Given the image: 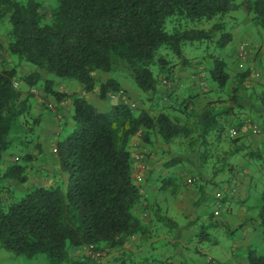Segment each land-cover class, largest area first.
<instances>
[{
    "label": "trees",
    "instance_id": "trees-1",
    "mask_svg": "<svg viewBox=\"0 0 264 264\" xmlns=\"http://www.w3.org/2000/svg\"><path fill=\"white\" fill-rule=\"evenodd\" d=\"M48 1L55 4L50 10L45 9L44 0H0V25L9 22L12 27L7 49L19 63L0 71V165L14 145L22 146L23 151L18 163L0 169V243L17 256L45 254L49 264H105L104 257L123 250L133 237L144 234L143 221L134 214L143 194L135 180L138 167L129 149L131 138L142 130L156 131L165 144L171 145L193 131L165 114L152 117L141 111L137 115L123 100L110 112H100L85 94L97 88L102 100L110 93L126 94L116 78L121 75L132 79L142 93L155 95L159 87L156 69L172 78L167 69L171 66L169 52L185 68L193 66L183 52L187 42H215L220 50L233 42L224 23L204 30L189 29L183 22H211L242 8L264 38V0H241L239 4L238 0ZM168 25H173L171 31ZM25 66L33 72L22 75L20 68ZM228 69L224 59H213L210 74L221 90L231 80ZM98 71L112 78L98 82L94 77ZM248 75H240L233 89L232 101L241 109H247L239 91ZM61 80L78 82L83 93L60 92L56 83ZM169 80L171 86H165L164 80L161 86L176 89V81ZM18 83L27 87L26 93L17 88ZM39 88L57 102L72 100L75 127L58 144V157L68 182L65 186H37L7 203L4 193L11 192L8 184H26L28 167L35 160L27 152L34 143L23 136L28 133L25 121L32 110L31 100ZM261 97L264 105V95ZM233 114L234 106L230 105L217 111L207 107L198 115L195 129L200 138L190 144V153L162 165L168 171L166 176H159L162 190L177 188L178 167L189 165L198 173L207 163L201 144H206L211 134L220 137ZM31 127L33 130L34 125ZM36 147L41 150V145ZM240 148L234 154L241 152ZM251 156L260 158L253 152ZM256 217L264 232V189ZM164 221L172 222L168 218ZM215 225L200 227L198 243L215 244L209 233ZM84 247H92L95 253L74 257L73 251ZM247 260L249 264H264V255L250 249ZM110 264L128 263L117 258Z\"/></svg>",
    "mask_w": 264,
    "mask_h": 264
},
{
    "label": "rangeland",
    "instance_id": "rangeland-1",
    "mask_svg": "<svg viewBox=\"0 0 264 264\" xmlns=\"http://www.w3.org/2000/svg\"><path fill=\"white\" fill-rule=\"evenodd\" d=\"M240 2L241 0H238V4ZM44 5L46 10H50L55 4L53 2L51 3L48 0H44ZM219 22L226 25V32L232 34L233 42L225 50H220L215 42H187L183 47V52L185 57L192 62L193 66L185 68L182 66L181 61L169 52L168 59L171 61V66L167 67V69L168 71H171L172 78H168L167 74L157 71V79L159 83L157 94H144L137 89L132 79L121 75L116 76V78L119 79L126 91V94H121V100H123L124 98L131 105H135V114L138 115L139 113H141V111L149 112L152 117H158L161 114H165L170 116L173 120L178 119L181 125L192 129L193 131V133L188 137L177 139L171 145L165 144L156 131L152 133L147 132L146 130H142L137 136H134V139L133 137L131 138L129 149L132 155L136 153H142L144 157L156 160V164L159 165L160 168L165 162L174 159L176 156L190 153V144L193 141L196 142L200 138L199 132L197 129H195V127L197 125V117L199 114H201L202 111H204L207 107L217 111L226 106H234L233 117L230 119L229 123L225 124L224 131L221 133L220 137L217 134H211L205 140L206 144H201V151L205 155L207 163L203 166L201 165L202 167L198 171V173L200 172V174L196 173L195 169L189 165H187L188 167L185 165L176 169L177 173L179 169L182 170V175H179V182L175 191L180 192L182 190L190 189L192 192L198 193L199 201L202 202L205 200V197H208L206 199V204L209 206L208 210L212 211L211 213L215 212V215H217L212 220V223L216 222L218 223V225H220V223L222 222L220 221L222 220L220 218L222 217V215H224V213H227V216L233 215L232 212H234V208L231 209V207H234V203L243 205L240 207L243 209V215H245L246 217L250 215L251 219H257L256 216L258 214L261 193L264 189V162H262L258 167L260 168V171L258 170V172L261 176L259 178H262V181L260 184L258 182L256 183V186L251 193L252 196H250L248 199L244 198L245 200H242V198L240 197L238 199L234 197L232 198V200L229 199L224 202V199H226L224 198V195L226 194H224L222 190H219V192L216 194V198L218 199V201H216L214 198L215 186H219V188L223 190H229L230 185L234 183L233 181L236 176H233L232 179L231 175L228 174V170L232 165H236L235 159H237L238 157H235V155L233 156V154L234 151L240 148L241 144L244 142L241 140L244 139V137L252 138L253 136L263 138L264 136L255 135L250 127H247V129L245 130L243 126L244 123H246V121L249 119L254 120L260 126H264V105L259 101L261 95H264V54L262 53L264 48V38L262 30L254 25L251 17L242 8L222 18H217L211 22L190 25H187L186 22H183V24L189 29L210 30L216 23ZM172 27L173 25H168V30L171 31ZM11 28L12 27L9 22H5L0 25V40L4 44L3 49L2 47L0 48V54L3 55L4 59L0 63V68H5L11 64V62L7 59L9 58L8 56H10L7 45L9 42V31L11 30ZM244 43L249 44V52L246 60H239L237 57L238 49L240 45ZM166 53L167 52H164V54ZM214 58L224 59L229 65L228 73L231 80L227 88H225L224 90H221L219 88L218 84L215 83L210 74V69L212 68ZM16 64L17 62L15 61L13 65ZM31 72H33L31 67L25 66L20 68V73L22 75H27ZM246 73H248L249 75L239 91V96L247 98H244L242 102V104H244L247 109H241L238 108L239 104L235 105L232 101V97L234 94L233 89L238 82L237 78L240 75ZM258 74H260L261 76L258 77ZM166 78L171 79L172 81H176V83H174L176 84V86L174 87L177 88L172 90H165L164 87L161 86V82ZM17 88L25 89L24 93L27 92V87L22 83H18ZM129 93H131V95H129ZM35 94L37 93L35 92ZM107 100H110L113 104L115 102L111 100L109 94ZM31 101L32 110L25 121V127L28 130V133L23 136V139H30L31 143H34L29 148H27V152L29 151L30 153V151H32L36 153L40 151V148L38 149L36 146L42 145L43 141L44 132L42 131L41 127V123L43 121L42 112H44V115H47L49 112L47 110H42V107H40L41 105L37 104L34 99H32ZM117 104L119 103H116L115 105ZM64 106L65 108H71L70 104L63 105V108ZM59 115L62 118L65 117V115H67L66 110L64 111V115L56 114V119L60 118H58ZM38 119L40 121L38 124H36V120ZM61 121L62 119H60L59 122H55L59 125ZM221 121L225 123L226 119L222 118ZM32 125H34L33 130H31ZM239 127V135L236 138L231 137L230 130L232 128ZM124 129H126V127ZM70 130L71 127L66 128V131ZM245 143V147L247 149L248 147H250V149L248 151H244V153H242L241 155L250 156L253 152L258 156L257 152L261 151L262 154L259 156L262 158V161L264 160V150H258L254 146V141L249 140ZM53 148V160H50L46 163L45 161H41L40 159L38 161H34L28 167L29 180L26 184H24V186H22V192L24 188L31 185L33 186V188H36L37 186H41V183L47 184L48 179H53L54 182L58 180L57 176L61 173L60 164L58 163L57 158L58 147L56 145H53ZM141 148H143L144 151ZM9 154L10 162L18 163L21 155H23L22 146L14 145ZM241 155H239V157H242ZM197 164L199 163L197 162ZM40 165L49 166L51 168L49 169V171H51L49 176H42L44 175V171H39ZM237 174V176H240L244 174V172H238ZM236 185L237 184H235V187ZM171 191L172 190L168 192ZM13 192L16 193V191ZM10 193L11 192L4 193V198L7 203H10L12 201L10 199L12 197V194ZM21 193L17 194L19 196L25 194ZM210 195L212 196L210 197ZM234 199L238 200V202H234ZM218 203L221 204V209H218ZM235 208H239V206H235ZM224 221L225 223L223 228L222 226H220V228L215 227L214 229H209V233L212 234V238L215 242L222 245L224 244L225 249L229 251L230 258L236 260L237 257L233 254V252L237 250L235 248L236 239L238 240V238L242 236L241 228L245 225V231L249 233H247L248 236L251 235L250 233L252 232L253 228H251L249 225L243 224L245 223L244 220L234 223L232 222V220H230V218H228ZM201 226L197 224V228H200ZM163 227L164 226H162V230H166V228L164 229ZM199 233L200 231L198 232V235ZM262 235L264 236V232ZM198 237L196 242H198ZM152 238L153 235H150L148 237L144 235L142 241L149 242L150 240H152ZM196 242L192 241L193 245ZM250 248L256 250L260 255H264V241L261 244L256 242L255 240V243ZM198 250L199 246L196 244L191 249L187 250L189 251V258H191V254L196 255ZM200 250L204 251L207 254H210V256L214 258H210L208 260L209 256L207 254L204 257L201 256L202 258L206 257L202 261H206L208 264H217L218 260L223 258L222 251L214 247V245H212L210 242L202 243L200 246ZM239 250L240 248L238 249V251ZM240 251L243 252L244 250L242 251L241 249ZM184 252L186 253V251ZM246 252L247 251H245V253ZM72 254L74 255V257L91 255L87 247L74 250ZM195 255L193 259L189 260L190 264H193V261H197L199 259V257ZM148 257L149 256L146 254L144 259H147ZM117 258L129 260V264H134V261L136 264V262L138 261V258L136 257L133 260L132 255L122 254V250H119V252L115 250L108 257L103 258V263L110 264L111 261H114ZM184 260L186 259L184 258ZM161 261L162 260H160V262ZM0 264H49V261L45 254H40L33 258H29L26 256H17L5 249L0 243Z\"/></svg>",
    "mask_w": 264,
    "mask_h": 264
},
{
    "label": "crops",
    "instance_id": "crops-1",
    "mask_svg": "<svg viewBox=\"0 0 264 264\" xmlns=\"http://www.w3.org/2000/svg\"><path fill=\"white\" fill-rule=\"evenodd\" d=\"M1 47L3 49L4 44L0 40V48ZM262 53L264 54V48ZM8 57L10 58V56ZM9 58L7 59L11 62L10 65H13L15 63V59ZM2 61H0V63ZM18 64L19 63H17V65ZM10 65H8L7 67H10ZM7 67L0 68V71L7 70ZM157 71L158 70L156 69V74ZM94 77L97 81L101 82H106L112 78L110 74L101 71L96 72L94 74ZM56 85L60 92L67 93L69 95L83 93V87L76 81H57ZM23 91H25V89H23ZM36 93L37 94L33 99L37 104L41 105L40 107H42V110H47L49 113L47 115H44V112H42L43 121L41 123V127L44 133L41 150L36 153L30 151V153L34 155V161H38L41 159V161H45L47 163L50 160H53V145H56L58 147V144L65 139V135L69 132L66 131V128L71 127L72 130L75 127V124L72 121L73 105L71 99L57 102L53 97L47 96L43 88H39L38 90H36ZM97 93L98 88L94 93L85 94V96L88 101L92 103V105L96 107L100 112H110L116 103L121 102V98H119L118 101H115L114 104L107 99V101H103L99 97V94L97 96ZM129 95H131V93H129ZM67 104H70L71 108H65V106L63 108V105ZM65 110L67 115H65V117L63 118L59 115L58 118H60L56 119V114L64 115ZM60 119H62V121L59 123V125L56 124L55 121L59 122ZM263 138L252 136V138L244 137V139L241 140L244 141L240 146L241 148L239 149L241 152L233 154V156L235 155V157H238L237 159H235L236 165H232L228 170V174L231 175L232 179L233 176H236V179L234 178V183L230 185L229 190H223L220 189L219 186H215L214 198L216 201H218V199L216 198V194L219 192V190H222L224 194H226L224 195V198H226L224 199V202L229 199L232 200V198L234 197L237 199L240 197L242 198V200H245L244 198L248 199L250 196H252L251 193L256 186V183L258 182L260 184L262 181V178H259L261 176L258 172V170L260 171V168L258 167L262 162H264V160L262 161L261 157L259 159H254L251 155L243 156L241 154L244 153V151H248L250 149V147H248V149L245 147V142L249 140L254 141V146L258 150H264ZM141 149L143 150V148ZM257 153L258 155L262 154L261 151H258ZM239 155H241L242 157H239ZM57 158L61 168V173L57 176V183L56 181L54 182L53 179H48L47 184L41 183V186H65L67 184L68 175L64 173L58 155ZM144 158L146 160V164L143 170V181L139 183V186L142 190L141 192L143 194V201L139 206L134 208V214L137 217L141 218V220L143 221L144 234H138L133 237L132 240L123 248L122 254L132 255L133 260L135 259V257L138 258L136 264H190L189 260L193 259L195 254H191L192 256L191 258H189L190 255L188 254L189 251L187 250L191 249L196 244L199 246V250L195 256L199 257V259L197 261H193L192 263L206 264V261H202L206 257H202H204L207 253L200 250L201 244H197L198 242H196V240L198 237V232L200 231V228H197V224L199 226H208L212 224V216H217L215 215V212L211 213L212 211L208 210L209 206L206 204V199L208 197H205V200L202 202L199 201L198 193H194L190 189L182 190L180 192L175 191L177 188H171L173 189L171 192L162 190V183L159 181V176H166L168 171L163 167L160 168L159 165L156 164V160H153L152 158ZM13 164L15 163L10 162V154L8 152L3 157V162L0 165V169L3 170L6 168V166H10ZM49 169H51L49 166L40 165L39 167V171H44V175L42 176L46 177L49 176L51 172L49 171ZM180 171L181 170L179 169V175H182ZM238 172H244V174L237 176ZM235 184H237L236 187ZM22 186H24V184H20L19 182H10L8 184V187L11 190L10 194H12L11 198L16 199L22 196H19L17 194L22 192ZM31 189H33L32 185L24 188L21 194H26L28 190ZM13 191H16V193H14ZM211 196L212 195H210V197ZM235 201L238 202V200L234 199V202ZM235 206H239V208H235ZM241 206L243 205L234 203V207H231V209L234 208V212H232L233 215L227 216V213H224V215H222V217L220 218L222 219L220 220L222 222L220 223V225L215 222L217 224L215 225V227L220 228V226H222L223 228L225 223L224 220H227L228 218H230V220H232V222L234 223L244 220L245 223L243 224L249 225L251 228H253L252 232L250 233L251 235H247L248 232L245 231L246 228L244 225L241 228L242 236H240V238H238V240L236 239L235 241V248L237 250L234 251L233 254L237 257L236 260L230 258L229 251L225 249L224 244L222 245L217 242H215V244L211 243L212 245H214V247L222 251L223 258L219 259L217 264H249L247 260V253L250 249H253L250 247L253 246L255 240L256 242L261 244L264 241V236L262 235L263 231L260 228L259 221L256 218L251 219L250 215L248 217L243 215V209L240 208ZM167 218L171 219L172 222L166 223L164 219ZM162 226H164L163 228H166V230H162ZM215 227H213L212 229H214ZM144 235H146L147 237L153 235V238L149 242L142 241ZM192 241H195L196 243L193 245ZM239 248L240 250L242 249V251H244H238ZM117 251L119 252V250ZM184 251H186V253ZM245 251L247 252L245 253ZM146 254L149 257L147 259H144ZM207 255L209 256L208 260L210 258H213L210 256V254ZM184 258L186 260H184ZM160 260L162 261L160 262ZM127 263L129 264V260H127Z\"/></svg>",
    "mask_w": 264,
    "mask_h": 264
},
{
    "label": "built area",
    "instance_id": "built-area-1",
    "mask_svg": "<svg viewBox=\"0 0 264 264\" xmlns=\"http://www.w3.org/2000/svg\"><path fill=\"white\" fill-rule=\"evenodd\" d=\"M249 44L248 43H244L242 45H240L239 49H238V53H237V57L239 60H246L248 52H249ZM0 60H1V55H0ZM261 75L258 74V77H260ZM163 84L165 86H171V81L169 79H164ZM121 92H116V93H110V98L113 101H118L119 98H121ZM123 103L129 107H131L132 109H134L135 105H131L126 99L123 98ZM244 129L246 130L247 127H250V129L253 131V133L255 135H264V126H260L257 124H253L252 121L249 119L246 121V123H244ZM239 135V130L238 128H232L230 130V136L233 138H236ZM133 162H135V165L138 167L137 173H135V180L137 181V183H141L143 181V170L145 168V163L146 160L144 158V156L142 155V153H136L133 155ZM218 209H221L222 206L220 203H218L217 205ZM91 254H94L95 252L93 251L92 247L88 248ZM102 255L97 254L96 257H100Z\"/></svg>",
    "mask_w": 264,
    "mask_h": 264
}]
</instances>
